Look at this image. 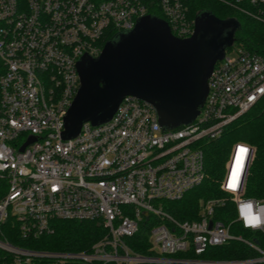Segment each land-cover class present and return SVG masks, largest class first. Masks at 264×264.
<instances>
[{
    "label": "built area",
    "instance_id": "built-area-1",
    "mask_svg": "<svg viewBox=\"0 0 264 264\" xmlns=\"http://www.w3.org/2000/svg\"><path fill=\"white\" fill-rule=\"evenodd\" d=\"M220 1L264 19V0ZM154 6L173 35L193 33L187 0H0V264H264L258 242L231 232L235 223L264 232V200L242 195L254 155L248 143L232 144L220 182L233 202L232 221L214 219L219 198L204 201L195 220H177L162 206L203 179L201 141L220 137L264 98V53L226 49L189 124L165 130L152 104L126 95L109 120L85 122L75 137L61 136L80 84L78 59L97 56L104 38L131 29ZM29 136L35 139L20 150ZM58 219L96 221L105 233L81 250L8 239H37ZM146 219L151 252L143 254L126 238ZM232 239L250 253L197 257Z\"/></svg>",
    "mask_w": 264,
    "mask_h": 264
},
{
    "label": "water",
    "instance_id": "water-1",
    "mask_svg": "<svg viewBox=\"0 0 264 264\" xmlns=\"http://www.w3.org/2000/svg\"><path fill=\"white\" fill-rule=\"evenodd\" d=\"M238 26L207 10L194 17L193 33L179 38L156 15L139 17L131 29L115 33L97 56L77 61L79 87L63 116L62 138L75 137L85 122L109 120L124 96L153 105L159 125L175 129L191 123L208 92L215 63L233 44ZM35 139L29 136L20 148Z\"/></svg>",
    "mask_w": 264,
    "mask_h": 264
},
{
    "label": "trees",
    "instance_id": "trees-1",
    "mask_svg": "<svg viewBox=\"0 0 264 264\" xmlns=\"http://www.w3.org/2000/svg\"><path fill=\"white\" fill-rule=\"evenodd\" d=\"M187 4L192 17H195L202 10H207L221 19H236L238 26L233 34V44L236 43L238 46L245 47L248 50L264 53V19L256 17L253 14L242 13L220 0H187ZM148 13L162 17L161 12L155 6L149 9ZM109 38H104L102 46ZM2 71L3 66L0 62V74ZM237 141L248 143L254 150L253 159L246 174L242 195L244 197L264 200L263 98L249 110L231 121L220 137L216 139H203L201 141L204 154L203 179L197 186L188 190L180 199L162 202L164 210L169 215L177 220H195L199 216V211L204 201L219 198L224 200H222V204L216 206L214 219L226 223L235 218L233 202L229 199L230 195L220 188V182L230 148ZM150 225L151 220L146 219L136 233L126 238L127 244L133 251L143 254L151 252L148 237ZM51 227L52 229L49 233L37 239L21 241V239L11 234L8 235V239L15 244L31 248L81 250L88 248L91 243L105 233L103 225L96 221L58 219L52 222ZM231 232L235 235L240 234L242 237L248 239L251 238L264 248V232L251 231L236 223L232 224ZM249 253V250L241 241L232 239L222 245L206 248L197 257L207 260H217L242 257ZM182 254L186 255V253H178L176 255Z\"/></svg>",
    "mask_w": 264,
    "mask_h": 264
},
{
    "label": "rangeland",
    "instance_id": "rangeland-1",
    "mask_svg": "<svg viewBox=\"0 0 264 264\" xmlns=\"http://www.w3.org/2000/svg\"><path fill=\"white\" fill-rule=\"evenodd\" d=\"M236 47H238V44L234 43V44L229 48L230 53H234L235 50L237 49ZM225 199H226V197H225ZM229 199H230V198H229ZM222 200H224V199H222Z\"/></svg>",
    "mask_w": 264,
    "mask_h": 264
},
{
    "label": "snow or ice",
    "instance_id": "snow-or-ice-1",
    "mask_svg": "<svg viewBox=\"0 0 264 264\" xmlns=\"http://www.w3.org/2000/svg\"><path fill=\"white\" fill-rule=\"evenodd\" d=\"M241 151H244L243 149Z\"/></svg>",
    "mask_w": 264,
    "mask_h": 264
}]
</instances>
